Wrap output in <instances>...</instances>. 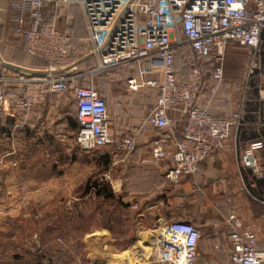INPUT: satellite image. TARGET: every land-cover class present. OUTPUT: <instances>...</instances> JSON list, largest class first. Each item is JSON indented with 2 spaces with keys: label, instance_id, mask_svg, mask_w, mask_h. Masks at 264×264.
I'll return each instance as SVG.
<instances>
[{
  "label": "built area",
  "instance_id": "1",
  "mask_svg": "<svg viewBox=\"0 0 264 264\" xmlns=\"http://www.w3.org/2000/svg\"><path fill=\"white\" fill-rule=\"evenodd\" d=\"M50 4L81 8L94 69L75 70L69 35L60 34L44 20L42 11ZM19 5L15 6L29 15L31 24L21 32L17 29L24 37V52L40 60L45 69L0 76V105L5 102L8 81L23 86L22 95L14 101L16 111L37 110L45 97L67 95L76 108V143L85 153L110 146L125 157L134 152L136 135L116 140L105 101L83 80L129 65H136V73L125 80L124 88L130 92L148 89L155 95L145 119L156 131L150 139L147 163L158 167L170 160L167 181L193 176L206 157L224 148L231 129L243 126L240 114L215 119L196 106L202 71L194 69L179 82L173 70L174 57L182 47H188L197 59L210 61L217 82L223 80L227 48L235 44L250 49L247 78L258 77V98L264 102L263 67L257 60L264 47V0H25ZM14 20L21 24L18 16ZM170 114L181 119L180 132ZM263 147L261 140L253 141L242 156V165L258 180H264L258 155ZM154 232L149 264L195 263L200 237L196 226L174 220ZM226 237L231 264H264L256 234L244 229L234 214L226 221Z\"/></svg>",
  "mask_w": 264,
  "mask_h": 264
},
{
  "label": "crops",
  "instance_id": "2",
  "mask_svg": "<svg viewBox=\"0 0 264 264\" xmlns=\"http://www.w3.org/2000/svg\"><path fill=\"white\" fill-rule=\"evenodd\" d=\"M19 3L20 0H0V29L4 28L9 21L8 13L11 7ZM42 13L46 23L53 25L60 34L67 33L70 35L71 54L75 70L86 72L90 69L95 63V59L91 55L92 44L89 41L81 8L76 5L56 6L50 4L44 7ZM18 17L21 21L20 32L31 27L30 17L27 13L25 15L19 14ZM20 32L17 30L3 31L1 37L3 43H0V76L2 77H11L17 72L36 74L45 69V65L40 60L30 57L24 52V37ZM229 49L228 47L225 55H228ZM250 52L252 51L250 50ZM257 60L264 71V47L261 48ZM116 69L105 73H113ZM262 74L264 75L263 72ZM220 86L218 91L213 89V86L208 87L206 97L200 94L196 101L197 107L207 109L211 117L230 118L233 114L238 113L243 118L244 125L238 130L232 128L224 148L206 157L197 166L193 176L179 179L176 182H169L165 179L166 171L172 167L170 160L162 162L158 167L147 163L150 159V139L156 134V131L145 121L147 111L135 123L126 126L125 122L122 123V119L133 116L132 114L136 110L135 99L131 97V99L129 98L130 101L128 99L127 102L121 100V111L117 110V114L112 115L109 112L107 99L104 98L108 111L109 127L116 136V140L118 141L125 136L136 135L137 143L134 152L127 157L117 152L114 146H111L110 162L101 169V174L103 173L101 176L109 181V186L114 195H120L139 203L138 209L134 207L131 209L133 213L137 214L135 219L138 223L137 228L143 230V232L138 233L140 235L145 234L142 238L133 237L129 243L131 248L126 251L130 254L124 257L111 254L113 258L110 259L109 263L149 264L146 258L156 228L170 221L182 220L196 226L200 232L194 264H231L230 243L226 237V221L230 214L235 215L236 220L244 229L255 233L259 248L263 247L264 194L262 189L252 181L250 172L242 165V156L251 142L261 140L260 134L264 129V102L261 101L263 103L261 107H257L255 112H251V103H256V97L251 95V91H244L237 99V97L232 96V90L228 89L226 83ZM22 92L23 86L21 84L7 82L5 102L0 105V130L9 136L15 132L18 138L21 136V138L31 136L34 139L38 136H46L43 140L51 138L53 144L59 145L58 149L63 154L62 162L53 161L52 163L49 162L48 165L32 162L27 168L29 172L34 174L44 170L49 173H53L54 170H58V172L62 170V175L65 177L77 166L73 164L71 157L72 150L76 151L75 148H78L77 143H75L78 124L74 102L66 98L69 107L66 113L61 116L57 115V111L63 110L65 98L62 97L47 96L50 98L45 97L43 104L37 110L16 111L13 108L14 101L22 95ZM149 92H151L152 98L150 107L155 103V95L152 91L149 90ZM125 93L129 96L133 95V92L127 90ZM137 100L138 103H143L140 98ZM221 107H225V109H221ZM249 114L253 116L251 122L244 120L245 116ZM56 117H58L57 120ZM170 118L180 132L181 123L178 117L170 114ZM5 140L6 138L0 135V144ZM31 148L46 149L37 145L35 141ZM12 155L13 153L2 155L3 159H0L2 164H0V172L2 174L3 171L11 173L10 167H5L4 163H7V159L13 162L15 158ZM258 155L261 168L264 171V147ZM83 156H86L85 153ZM20 167L23 168V165ZM2 181L7 187L4 188L7 193L10 179L6 176ZM91 243L98 245L99 250H101L98 253L102 258L101 260L109 258L108 247L114 246L113 241L100 233L99 236L86 239V246L90 247ZM98 256L97 253L96 255L88 253L85 259L93 264L92 262L99 261Z\"/></svg>",
  "mask_w": 264,
  "mask_h": 264
},
{
  "label": "rangeland",
  "instance_id": "3",
  "mask_svg": "<svg viewBox=\"0 0 264 264\" xmlns=\"http://www.w3.org/2000/svg\"><path fill=\"white\" fill-rule=\"evenodd\" d=\"M24 1L20 0L19 7ZM19 14H22L20 8L11 7L8 13L9 21L4 28L0 29V43H3L1 40L3 31H16L20 26L18 22H13ZM229 48L228 55H225V73L221 85L226 83L228 89L232 90V96L238 99L244 91H248L250 79L247 78V67L251 60V52L250 49H244L235 44H231ZM11 58H13L12 55ZM182 64L183 58L177 57L179 80L187 74V69ZM95 66L93 63L90 69H94ZM134 71L136 72V65H129L118 68L113 73H95L83 79L85 85H93L101 96L107 99L109 112L112 115L117 114V110L121 109V100L127 102L131 97L135 99L136 110L133 114L131 112L133 116L122 119V123L125 122L126 126L135 123L152 102L151 92L148 89L133 92L131 96L125 93V78L134 74ZM52 97L65 98L63 110L57 111V115H64L68 110L67 101L70 98L67 95H52ZM138 98L143 103H138ZM21 137H16V133L13 132L0 144L1 160L2 155L9 153H13L12 156L15 158L13 162L7 159V163H4L5 167H10L12 174L0 172V264H91L85 259L88 253L99 255V261L92 262L93 264H111L109 263L113 258L111 254L120 257L130 254L126 251L131 248L129 243L133 237L142 238L145 235L138 233L143 230L137 228L138 223L135 221L137 214L131 209V207H139V203L126 198H122V201L118 200L116 198L118 195L112 199H106L92 194V186L96 183L104 182L109 186V181L101 176L103 174L101 169L105 168L101 158L106 157V160L110 162L111 146L88 153L77 146L76 151L72 150L71 156L73 164L77 166L63 177L62 170H60L61 173L58 170L49 173L43 169L44 171L34 174L27 168L32 162L42 165H48L53 161L62 162L63 154L58 149L59 145L53 144L51 138L43 140L46 136H38L35 137L36 139L31 136ZM31 139L46 149H32L31 145L34 141ZM84 153L86 156H83ZM22 165L23 168L20 167ZM45 169H47L46 166ZM247 170L250 172L249 169ZM5 175L10 179V190L8 189L7 193L5 190L7 187L2 181ZM100 233L114 244L113 247H108L109 258L104 260H101L98 254L101 252L98 245L92 243L90 247L85 245L87 238L99 236ZM258 249L264 251V243L263 247L258 246ZM150 250L151 246L146 258L147 263L150 259Z\"/></svg>",
  "mask_w": 264,
  "mask_h": 264
},
{
  "label": "trees",
  "instance_id": "4",
  "mask_svg": "<svg viewBox=\"0 0 264 264\" xmlns=\"http://www.w3.org/2000/svg\"><path fill=\"white\" fill-rule=\"evenodd\" d=\"M70 44H71V40H70ZM71 53H72V50H71V45H70V54ZM71 57H72V54H71ZM177 57L183 58V64L182 65H183L184 68L187 69V74L185 75V77L183 79H180V80L178 79V75H177V67H176V58ZM194 60L199 61L200 63H195ZM194 69L202 71V81H201V84H200V89H199V93H198L197 99L200 96V94H203V96L206 95V92H207L206 89L208 87L213 86L212 88L213 89H217V91H218L219 86L221 85L223 80L221 82H217L216 80H214L213 71H212V63L210 61H208V60H199V59H197L193 55V53L188 49V47H182L181 49L178 50L177 54L174 57L173 70H174V74H175L176 79L179 82H184L186 80V77H187L188 73H190ZM262 72L264 73V71H262ZM135 73L136 72L134 71V74L129 75L128 77H126V79L129 78V77L134 76ZM258 83H259L258 77H254V78L250 79V83L248 84V90L251 91V95L256 97V103H251V109H250L251 112H255V110H257V107L260 108L261 105L263 104L261 101H259V98H257L258 97V89H257ZM84 85H85V83H84ZM99 95L104 100V98L101 96L100 93H99ZM196 106H198L197 103H196ZM201 108H203V107H200V109ZM206 111H207L208 114L210 113L207 109H206ZM213 118L220 119V118H224V117H215V116H213ZM252 118H253V116L251 114H249V115L245 116L244 120L245 121L249 120V122H251L253 120ZM241 123H243V118H241ZM1 132H0V135H3L6 139L9 137V135L7 133L3 134V131H1ZM260 136H261V141L264 143V129L261 131ZM102 160L104 161V165L106 167L108 165V163H109V160H106V157H103ZM250 175H251V173H250ZM252 181L255 182L258 185V187H260V189H262L263 194H264V180H258V179H256L255 177L252 176ZM92 189H93L92 190L93 191L92 194L95 195L96 197L102 196V197H104L106 199H112V198L115 197V195L111 192L110 187L104 182H102L100 184H97V183L94 184L92 186ZM116 198H118V200L122 201V198H124V197L119 195ZM35 264H40V263H35Z\"/></svg>",
  "mask_w": 264,
  "mask_h": 264
},
{
  "label": "bare ground",
  "instance_id": "5",
  "mask_svg": "<svg viewBox=\"0 0 264 264\" xmlns=\"http://www.w3.org/2000/svg\"><path fill=\"white\" fill-rule=\"evenodd\" d=\"M151 250H152V247H151ZM151 250H150V252H151Z\"/></svg>",
  "mask_w": 264,
  "mask_h": 264
}]
</instances>
